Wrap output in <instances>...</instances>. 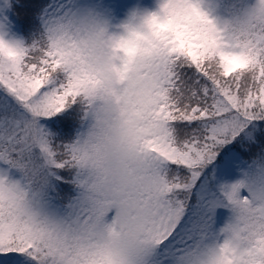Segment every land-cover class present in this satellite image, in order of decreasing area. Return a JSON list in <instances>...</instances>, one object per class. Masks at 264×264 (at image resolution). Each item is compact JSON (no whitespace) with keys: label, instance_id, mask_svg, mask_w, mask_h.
<instances>
[{"label":"snow or ice","instance_id":"obj_1","mask_svg":"<svg viewBox=\"0 0 264 264\" xmlns=\"http://www.w3.org/2000/svg\"><path fill=\"white\" fill-rule=\"evenodd\" d=\"M121 8L0 0V264H264V0Z\"/></svg>","mask_w":264,"mask_h":264},{"label":"rangeland","instance_id":"obj_2","mask_svg":"<svg viewBox=\"0 0 264 264\" xmlns=\"http://www.w3.org/2000/svg\"><path fill=\"white\" fill-rule=\"evenodd\" d=\"M116 2L122 5V8L116 18V21L114 22H117L119 19L123 18L125 16L127 8L130 7L131 5L139 4L142 7H151L154 3V0H116ZM227 215H228L227 211L221 209L218 212V217H217L218 224H223Z\"/></svg>","mask_w":264,"mask_h":264}]
</instances>
